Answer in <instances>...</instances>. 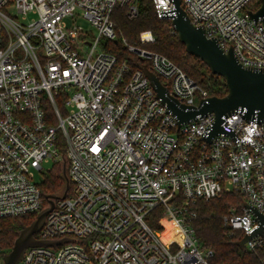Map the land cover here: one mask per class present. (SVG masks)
I'll use <instances>...</instances> for the list:
<instances>
[{
	"label": "built area",
	"instance_id": "1",
	"mask_svg": "<svg viewBox=\"0 0 264 264\" xmlns=\"http://www.w3.org/2000/svg\"><path fill=\"white\" fill-rule=\"evenodd\" d=\"M138 1L0 0V218L46 208L41 184L56 167H67L70 183L66 197L65 188L55 193L36 234L66 241L29 247L14 264H211L215 252L199 243L194 207L231 192L244 198L243 209H231L225 224L244 235L258 228L244 203L264 214V120L235 111L223 116L224 131L210 141L214 113L179 127L136 63L187 109L211 95L146 46L155 42L152 31H142L138 44L123 38L135 68L104 49L102 39L118 40L114 8L126 6L134 18ZM257 1L182 6L225 51L233 47L244 66L264 68V22L251 15ZM154 3L160 18L174 9L173 0ZM245 250L264 251V230ZM5 254L0 247V264Z\"/></svg>",
	"mask_w": 264,
	"mask_h": 264
},
{
	"label": "trees",
	"instance_id": "2",
	"mask_svg": "<svg viewBox=\"0 0 264 264\" xmlns=\"http://www.w3.org/2000/svg\"><path fill=\"white\" fill-rule=\"evenodd\" d=\"M260 4L258 0L256 9L260 7ZM138 8L139 13L134 18L128 16L126 6L114 8L112 19L118 32V40L102 39L106 51L114 53L120 61L127 59L135 68L133 63L135 57L125 47L123 38L131 44H138L140 33L151 30L155 36V42L147 44L148 48L164 54L177 63L198 84L207 89L211 96L224 97L228 94L225 79L213 74L202 60L187 52L173 28L172 21L158 16L154 0H139ZM48 110H52V105L48 106ZM66 168V166L56 167L46 174L41 184L46 194L59 193L65 188ZM243 202L244 198L238 192H231L209 201L199 200L194 207L197 216L192 223L199 243L215 252L211 264H262L264 251L242 250L235 242L241 240L244 234L239 230H233L224 222L225 215L231 209H236L238 213L242 211ZM37 215L35 213L0 218V247L6 253L14 247L21 230L31 225Z\"/></svg>",
	"mask_w": 264,
	"mask_h": 264
},
{
	"label": "water",
	"instance_id": "3",
	"mask_svg": "<svg viewBox=\"0 0 264 264\" xmlns=\"http://www.w3.org/2000/svg\"><path fill=\"white\" fill-rule=\"evenodd\" d=\"M257 11L251 12L255 20L262 18L264 22V0ZM174 9L172 13L166 14V18L172 21L173 28L178 34L180 41L185 45L189 54L202 60L212 71L213 74L222 76L228 88V94L224 97L210 96L201 100L199 106L187 109L180 104L176 98L169 95L168 88L162 83L160 77L153 73L145 64L137 62L136 65L143 69L151 84L155 87L157 97L166 104L169 110L177 117L178 126L191 120H196L198 116L214 113L216 116L215 124L206 140L210 141L215 135L224 131L222 123L223 116L232 114L235 111H245L244 117L247 120H264V68L244 66L235 55L233 47L225 51L216 38H209L206 31L201 26H196L182 6V0H173ZM66 186L63 197H66L70 183L66 171ZM56 194H46L49 205L37 215L36 220L31 225L21 230L16 239L12 250L4 255L3 264H14L23 258L24 253L29 247L44 246L50 247L62 244V240H39L36 234L42 229L47 214L54 207ZM245 208L252 211L258 220V228L250 235L246 234L235 244L245 250V243L263 233L264 214L256 208L244 203Z\"/></svg>",
	"mask_w": 264,
	"mask_h": 264
},
{
	"label": "rangeland",
	"instance_id": "4",
	"mask_svg": "<svg viewBox=\"0 0 264 264\" xmlns=\"http://www.w3.org/2000/svg\"><path fill=\"white\" fill-rule=\"evenodd\" d=\"M29 18H31V16H28L26 19L23 20L22 15L20 14V16H19L20 21L25 22V23L29 22V20H28ZM78 23H79V24H82L86 29L90 30V31L92 32L93 35H96V34L98 33L97 28H96V27H93V26H92L89 22H87L86 20H84V19H79V20H78ZM147 221H148L150 224H152V225L154 226V228L157 227V225H158V221H156V220H152L151 216H150V217H149V216L147 217ZM155 229H156V228H155ZM165 236H166V234H165ZM2 261H3V260H2Z\"/></svg>",
	"mask_w": 264,
	"mask_h": 264
}]
</instances>
